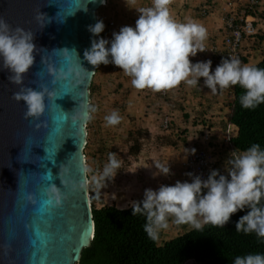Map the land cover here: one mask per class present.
I'll return each instance as SVG.
<instances>
[{"label": "clouds", "instance_id": "obj_1", "mask_svg": "<svg viewBox=\"0 0 264 264\" xmlns=\"http://www.w3.org/2000/svg\"><path fill=\"white\" fill-rule=\"evenodd\" d=\"M100 2L102 6L107 5V0H100ZM171 2L172 0H152V6L136 9L139 16L135 27L122 26L119 32L112 33L111 40L101 36L105 30L102 19L98 17L94 25H89L88 31L94 38L91 40V47L84 50L83 59L95 68L93 78L100 65L111 63L114 69H121L126 76L131 78V84L137 90L148 91L151 89L157 93L168 90L166 94L168 95L171 89L182 82L188 86L196 87L200 85V78H203V86L210 89L213 94L220 90L228 92L230 86H241L245 90L240 97V103L244 109H254L264 103V69L242 65L239 58L231 57L222 58L214 71H212L211 60L197 61L196 63L191 61V57H195L198 52L205 51L203 41L208 40L211 35L203 23H179L174 20L168 8ZM204 8L209 11L207 15L202 13ZM83 10L87 11V8ZM210 13L208 5L202 7V17L209 16ZM45 17L47 16L40 12L35 17L41 28L51 23L50 18L46 23ZM63 22L65 21H60V23ZM112 22H109L110 26L113 25ZM257 37L260 40L258 44L260 45L261 42L263 46V29ZM34 38L35 35L31 30L20 27L13 29L0 17V59H2L0 68L11 73L8 79L13 84L22 86L25 74L34 65V52L37 51ZM250 45L247 43L245 48ZM261 49V55L264 56V47ZM54 51L62 53L66 60L70 58V52L75 53L77 60H80L79 53L74 47L72 49L63 47L54 49ZM253 56L252 51L248 52L247 58L252 59ZM80 67L84 68L82 64ZM73 71L75 69L71 67L68 72L63 69L58 70L53 66L48 67V74L53 77V83L66 79ZM76 75L79 76L80 73L76 72ZM93 78L91 82H93ZM40 88L41 90L37 91L31 87L22 86L20 91L14 93L13 98L17 102L23 101L27 107L26 119H38L44 114L46 110L45 97L48 100L55 99V93L49 91L47 86L41 85ZM90 97L89 88V103L88 106L84 105L85 108L88 107V113H85L87 137L83 148L85 165L84 149L88 144V121L91 111H95V108L90 111ZM75 119L73 117L74 123ZM105 120L108 125L114 126L120 123L121 117L117 111H113L105 117ZM162 120L164 127L165 121H169V126L165 127L166 129L172 124L169 118ZM226 124V129L231 126V131L228 134L232 141L233 135L238 132V127L229 123L227 118ZM208 135H202L206 142L193 152L206 149L213 140H221L214 139L216 135H212V137L210 133ZM130 136L132 137V134ZM232 147H234L233 144ZM243 151L241 153L231 152L225 162L227 176L220 174L219 170L215 169L210 171L207 179L193 176L192 173H189L185 158L187 181H176L174 185L161 184L156 190L145 189L143 199L132 201L129 206L132 208V215L139 214L146 218L144 231L148 237L153 241L158 240L160 231L169 227L170 218L176 225L188 224L191 226L189 229L202 230L206 224L224 227L229 223L233 214L248 208L247 214L241 216L236 222V231L244 234L254 232L258 238L264 240V207L258 206L261 199L264 198V150H261L259 144H253L248 150ZM154 165L157 170L156 175L169 176L172 174L168 164L156 163ZM120 167L121 164L116 158V153L110 152L108 162L104 165L98 178L93 177L96 186L98 188L106 187L108 181L114 180ZM86 176L88 180L87 165ZM190 177H192L191 182H189ZM202 190H206V192ZM45 194L47 203L53 207L61 206L63 200L66 199L65 194L55 184H49ZM89 196L93 211L90 192ZM26 199L36 203L32 194H28ZM93 237L94 234L92 239ZM234 264H264V254L237 256Z\"/></svg>", "mask_w": 264, "mask_h": 264}, {"label": "water", "instance_id": "obj_2", "mask_svg": "<svg viewBox=\"0 0 264 264\" xmlns=\"http://www.w3.org/2000/svg\"><path fill=\"white\" fill-rule=\"evenodd\" d=\"M101 6L100 0H0V17L35 35V62L22 86L39 91L45 85L55 93L54 100L45 97L40 118L26 119L25 103L13 98L22 86L0 68V264H79L91 243L95 222L83 148L84 105L95 68L83 53L91 47L88 26L97 22ZM38 12L47 16L46 23L51 19L44 28L35 19ZM63 47H74L80 60L75 53L66 60L54 51ZM49 66L75 71L53 83ZM49 184L66 196L59 207L47 203ZM28 194L36 203L26 199Z\"/></svg>", "mask_w": 264, "mask_h": 264}, {"label": "rangeland", "instance_id": "obj_3", "mask_svg": "<svg viewBox=\"0 0 264 264\" xmlns=\"http://www.w3.org/2000/svg\"><path fill=\"white\" fill-rule=\"evenodd\" d=\"M97 12L100 19L109 22L114 18L120 24V17L113 15L108 0L107 5ZM262 19L264 24V14ZM105 20L103 22L106 23ZM113 22L112 28L116 26ZM261 48L260 42V45L251 46L250 50L256 54ZM256 59L255 55L252 63ZM93 82L95 92L90 97V111L92 108L95 111H91L88 121V144L84 152L88 189L96 207L110 204L127 207L132 201L143 199L147 188L156 190L161 184L174 185L176 181H187L184 161L189 153L206 142L202 135L210 133L211 137L216 135L214 139H223L227 132L226 113L221 112L227 109V91L213 94L203 85L192 87L187 84H181L179 90L165 96L151 89L137 90L132 86L131 78L121 69H114L111 63L98 67ZM209 110L217 118L212 119ZM113 111L118 112L121 120L119 124L110 126L105 117ZM177 115L182 119L175 120ZM166 118L172 123L167 129L162 120ZM134 140L139 141L138 151L131 150ZM110 152L116 153L121 167L114 180L108 181L106 187L98 188L93 177L98 178ZM156 163L168 164L172 174L156 175ZM190 227L188 224L176 225L170 218L169 227L159 233L160 242Z\"/></svg>", "mask_w": 264, "mask_h": 264}, {"label": "trees", "instance_id": "obj_4", "mask_svg": "<svg viewBox=\"0 0 264 264\" xmlns=\"http://www.w3.org/2000/svg\"><path fill=\"white\" fill-rule=\"evenodd\" d=\"M247 59L244 57L246 62ZM251 66L264 69V58ZM89 88L91 95L95 92L94 82ZM228 90L226 118L238 127L232 137L233 146L248 150L259 144L264 150V103L244 109L240 97L245 90L239 85ZM139 148V141L134 140L131 150ZM258 206L264 207V198ZM248 211L245 208L233 214L224 227L206 224L202 230L191 228L160 243L148 237L144 231L146 218L132 215L131 206L118 208L111 204L98 208L93 204L95 233L90 245L82 250L79 264H234L237 256L264 254V240L256 233L236 231V222Z\"/></svg>", "mask_w": 264, "mask_h": 264}, {"label": "built area", "instance_id": "obj_5", "mask_svg": "<svg viewBox=\"0 0 264 264\" xmlns=\"http://www.w3.org/2000/svg\"><path fill=\"white\" fill-rule=\"evenodd\" d=\"M264 0H247V3L240 11H229L224 18V28L222 40L218 41L214 36H210L208 40L203 41L205 48L204 52H198L195 57H191V61H212V71L220 64L222 58H239L242 65H246L244 57L248 55L246 44H258L259 38L257 35L263 29L262 15ZM233 3H228L229 10ZM202 13L207 15L209 11L203 9ZM113 24V22L111 23ZM168 90L159 91L162 95H166ZM169 126V121H165V127ZM231 126L227 129V134L223 135L221 140H213L206 148L190 153L186 157V165L189 173L193 176H201L202 179H207L210 171L219 170L220 174L227 176L225 171V162L231 155V152H244L238 148L232 147L230 132ZM207 136L208 133H207ZM192 177L189 178L191 182ZM206 192V190H202Z\"/></svg>", "mask_w": 264, "mask_h": 264}, {"label": "crops", "instance_id": "obj_6", "mask_svg": "<svg viewBox=\"0 0 264 264\" xmlns=\"http://www.w3.org/2000/svg\"><path fill=\"white\" fill-rule=\"evenodd\" d=\"M110 5L113 8V15L116 14L117 17H120V24L118 25L116 19L112 18L110 21H115V27L109 25V22L106 21L105 30L101 33V36L105 39L111 40L112 33L119 32L122 26H132L135 27V22L138 19L139 13L136 9L141 7H150L152 6V0H108ZM232 2L233 5L231 9L228 8V3ZM247 3V0H172L171 4L168 6L169 12L171 17L179 23H188V22H195L198 24H205L206 29L210 33L211 36H215V39L218 41L222 40L223 36V28H224V15L228 11H240L241 8ZM264 4V3H263ZM208 5L210 7V15L202 17L201 16V9L203 6ZM110 19V18H109ZM264 39V37H262ZM110 46V45H109ZM251 45L248 47L249 51ZM263 47H264V40H263ZM255 55L257 59L252 63L254 60ZM264 56L261 55V51L257 50V53L254 54L253 58L247 59L246 65H255L260 62ZM200 85H203V78H200L199 81ZM182 85L186 84L184 82L181 83ZM180 84V85H181ZM178 85L177 87L171 89L169 95L172 94L175 90H179L181 86ZM199 86V85H198ZM197 87V86H196ZM224 108L222 113H227V109ZM212 119L217 118L214 116V112L209 110ZM188 116V115H186ZM189 117V116H188ZM175 120L182 119L179 115L174 117Z\"/></svg>", "mask_w": 264, "mask_h": 264}]
</instances>
